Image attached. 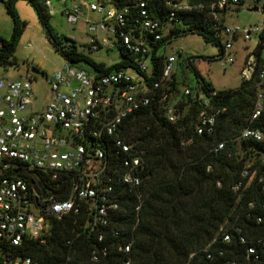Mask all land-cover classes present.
Returning <instances> with one entry per match:
<instances>
[{
	"label": "built area",
	"instance_id": "built-area-1",
	"mask_svg": "<svg viewBox=\"0 0 264 264\" xmlns=\"http://www.w3.org/2000/svg\"><path fill=\"white\" fill-rule=\"evenodd\" d=\"M44 5L50 15L60 12L73 27L83 22L88 38L84 50L96 53L120 47L129 55L130 65L96 76L65 62L45 77L47 97L42 107L37 105L32 79L0 77V240L9 246H20L25 239L46 244L50 221L78 215L82 208L87 210L91 229L107 227L124 193L140 198L144 152L123 133L128 118L151 105L162 86L172 81L173 56H166L159 80L148 84L142 74L150 72L152 51L164 30L180 24L174 22L178 15L202 14L212 36L226 38L221 45L224 63L233 61L230 51L234 41L256 38L258 42L264 32V21L252 26L227 22V17L235 14L233 8L242 6L258 8L264 15V0H44ZM255 48L249 80H245H257L250 121L264 113V50L259 62ZM182 94L195 99L199 107L196 134H212L222 109L189 87ZM176 101L164 110L171 124L178 119ZM263 139L260 130L248 126L236 140ZM223 148L222 142L213 151ZM23 175L31 178V185ZM253 175L243 170V177L251 180ZM51 182L57 184L55 195L47 190ZM230 239L223 230L220 240L229 243ZM257 244L261 252L249 246L247 256L258 261L264 241L258 239ZM129 247L124 248L126 253ZM212 256L209 253L207 258ZM29 262L27 259L24 264ZM9 264H19V260L9 259Z\"/></svg>",
	"mask_w": 264,
	"mask_h": 264
},
{
	"label": "trees",
	"instance_id": "trees-1",
	"mask_svg": "<svg viewBox=\"0 0 264 264\" xmlns=\"http://www.w3.org/2000/svg\"><path fill=\"white\" fill-rule=\"evenodd\" d=\"M17 1L0 0L13 26L8 39L0 36V66L4 68L14 62L25 26L15 10ZM22 1L33 8L46 37L65 62L96 76L129 67L130 57L120 47V60L111 66L87 57L75 41L54 31L44 0ZM176 19L174 22L180 21L185 28L170 29L154 46L150 72L142 74L148 84L162 77L166 55L159 48L174 37L197 33L221 50L220 39L203 24L202 14H180ZM263 50L264 32L255 48L259 62ZM195 74L198 89L222 109L212 134H196L199 107L195 99L179 91L172 76L151 105L126 121L124 137L144 152L140 198L124 193L107 227L91 229L90 217L82 208L78 215L51 220L46 244L25 239L20 246H9L0 240V264H9V259L19 260V264L27 259L29 264H264V253L258 261L247 256L249 246L261 252L257 240L264 241V139L236 140L248 126L264 136V113L250 121L257 80L253 77L236 89L211 96L213 87ZM28 77L35 75L30 73ZM178 95V119L171 124L164 110ZM222 142L224 148L214 152L213 147ZM244 169L254 173L251 180L242 176ZM23 177L31 185V178ZM51 183L45 186L55 195L57 184ZM223 230L231 235L229 243L220 240ZM129 245L126 253L124 248ZM209 253L212 259L207 258Z\"/></svg>",
	"mask_w": 264,
	"mask_h": 264
},
{
	"label": "rangeland",
	"instance_id": "rangeland-1",
	"mask_svg": "<svg viewBox=\"0 0 264 264\" xmlns=\"http://www.w3.org/2000/svg\"><path fill=\"white\" fill-rule=\"evenodd\" d=\"M235 14L227 17L229 25L252 26L264 21L263 13L259 11H250V7L242 6L233 8ZM15 10L19 18L25 21L22 35L17 44L14 53V62L7 68L0 66V77L10 80H21L28 77V71L37 68L40 72L48 76L53 75L54 71L65 64L64 58L55 51L52 44L46 37V32L39 23L37 15L33 8L25 1H17ZM50 25L58 35H63L68 39L75 41L79 50L87 57L96 62L111 66L120 60L119 48L112 51L105 49L89 53L84 50L82 45L88 41L83 32V22L76 27L69 25L63 17L58 14L51 16ZM12 20L7 14L3 3L0 2V36L8 39L12 33ZM171 27L179 30L185 28L182 24H171L164 30V35L169 33ZM226 38L220 40L223 45ZM257 39L244 41L241 38L233 42V48L230 51L231 63H224L220 57V47L205 40L197 33H188L179 37L172 38L161 48L166 56H173L175 63L172 76L181 93L189 87L194 93L198 92L205 96L204 92L198 89L197 76L195 71L206 82L210 83L215 92L236 89L245 80H249V65L254 59L253 49L256 46ZM128 73L133 74L130 70ZM32 78L34 89L40 96L46 95V79L42 74H34ZM180 95L175 99L179 100Z\"/></svg>",
	"mask_w": 264,
	"mask_h": 264
},
{
	"label": "crops",
	"instance_id": "crops-1",
	"mask_svg": "<svg viewBox=\"0 0 264 264\" xmlns=\"http://www.w3.org/2000/svg\"><path fill=\"white\" fill-rule=\"evenodd\" d=\"M55 7H56V9H59L60 8V4H56L55 5ZM56 14H58L60 17H62V15H61V13L60 12H57V13H55L54 15H56ZM50 16H52V15H50ZM33 69H37V68H33ZM32 70V69H31ZM31 70L30 71H28V76L30 75V73H31ZM46 76H48L47 74H45V76L44 77H46ZM36 78V77H35ZM47 88V87H46ZM44 89L45 90V92H46V95H44V96H40V94L34 89V87H33V89H34V91L36 92V95H37V105L40 107H42L43 105H44V103H45V101H46V97H47V89Z\"/></svg>",
	"mask_w": 264,
	"mask_h": 264
},
{
	"label": "water",
	"instance_id": "water-1",
	"mask_svg": "<svg viewBox=\"0 0 264 264\" xmlns=\"http://www.w3.org/2000/svg\"><path fill=\"white\" fill-rule=\"evenodd\" d=\"M250 11H258V8H250ZM31 73L32 74H39L40 71H38L37 69H32Z\"/></svg>",
	"mask_w": 264,
	"mask_h": 264
}]
</instances>
